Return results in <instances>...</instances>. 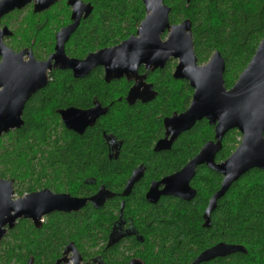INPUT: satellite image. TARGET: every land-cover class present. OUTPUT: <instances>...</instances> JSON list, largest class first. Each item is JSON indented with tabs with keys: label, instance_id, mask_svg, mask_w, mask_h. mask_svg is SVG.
<instances>
[{
	"label": "trees",
	"instance_id": "1",
	"mask_svg": "<svg viewBox=\"0 0 264 264\" xmlns=\"http://www.w3.org/2000/svg\"><path fill=\"white\" fill-rule=\"evenodd\" d=\"M170 21L192 22L199 64L219 51L225 59V85L233 86L264 38V0H164ZM143 0H96L92 16L71 39L72 53L112 46L134 34L145 16ZM175 62L150 73L158 91L146 104L128 105L129 83H106L96 69L83 78L54 71L53 80L26 104L24 125L0 138V178L13 179L19 195L48 188L54 192L90 196L99 185L121 192L132 171L146 167L129 196L119 195L102 207L88 204L73 213H53L41 228L21 219L0 243V264H55L65 246L75 241L84 256L101 254L106 264H189L203 250L219 243L240 244L237 252L201 264H264V172L254 168L234 182L204 227V212L223 176L206 165L197 168L191 185L196 196L185 201L167 196L152 204L145 198L151 181L180 170L209 140L214 126L206 119L178 137L169 150L154 151L163 136L162 120L190 105L193 89L173 78ZM108 107L82 134L65 128L60 111L69 106ZM109 137L122 141L117 158L109 156ZM232 129L223 138L216 161L228 158L240 144ZM94 182V183H93ZM121 200L131 235L108 246ZM125 221V222H126ZM134 233V234H133ZM81 244V245H79Z\"/></svg>",
	"mask_w": 264,
	"mask_h": 264
},
{
	"label": "water",
	"instance_id": "2",
	"mask_svg": "<svg viewBox=\"0 0 264 264\" xmlns=\"http://www.w3.org/2000/svg\"><path fill=\"white\" fill-rule=\"evenodd\" d=\"M30 1L2 0L0 17ZM54 1L36 0V11L48 8ZM70 3L74 7L75 22L58 34L56 53L49 60L36 61L30 53V59L25 61L26 51L14 54L5 47L0 48L3 56L0 63V138L23 127L27 102L48 84V72L53 69H70L75 77H84L93 68L102 66L106 82L123 77L135 81L127 97L129 104H134L137 101H151L156 95L152 84L146 83L148 73L164 68L172 59L178 60L173 76L175 79L187 80L194 93L190 106L184 112L174 113L164 119L165 137L156 143L155 151L170 149L181 134L203 119L215 127V136L181 170L152 182L146 198L152 204L157 203L162 196L192 200L197 194L191 185L197 167L206 165L223 176L220 188L210 198L203 215L204 227H210L211 215L218 201L232 184L251 169L264 170V38L237 81L227 88L224 79L226 64L222 54L216 51L206 63L199 64L194 49L192 22L186 19L171 24V8L164 0H143L145 18L136 33L119 44L90 53L84 60L69 58L64 45L79 25L81 16L84 13L88 16L92 11L89 4L85 5L79 0H71ZM141 66L146 71L143 75L139 74ZM105 111L101 106L88 110L70 107L61 110L60 115L67 128L83 133ZM232 129L240 132L241 142L228 158L217 162L216 155L222 149L223 138ZM143 173L144 167L133 172L123 196L130 193ZM114 195L104 187L90 198L73 197L45 188L14 198V181L0 178V243L18 220L29 219L35 227L40 228L43 218L49 214L78 211L88 202L99 208ZM71 251V264H82V257L74 244L66 247L64 255ZM237 252L246 253L247 249L240 244L219 242L202 251L189 264H201ZM65 257L60 261L67 262ZM129 264L142 262L133 259Z\"/></svg>",
	"mask_w": 264,
	"mask_h": 264
},
{
	"label": "flooded vegetation",
	"instance_id": "3",
	"mask_svg": "<svg viewBox=\"0 0 264 264\" xmlns=\"http://www.w3.org/2000/svg\"><path fill=\"white\" fill-rule=\"evenodd\" d=\"M2 0H0L1 2ZM81 1L83 4L85 5H90L92 7V11L91 13L88 15V16H85V13L81 16L80 18V22H79V25L77 26L76 30L71 34L70 38L68 39V41L65 43L64 45V48H65V54L71 58V59H78V60H84L90 53H94V52H97L103 48H107V47H112V46H115V45H112V46H106V47H100V48H97L95 50H88L87 53L83 56H76V55H73L71 54L72 53V43L70 42L73 35L75 34V32L84 24L85 21H87L93 14L94 10H95V3H96V0H79ZM71 0H55L48 8L44 9V10H41V11H36V0H32L30 1L29 3H27L26 5H24L23 7L21 8H14L12 9L11 11L5 13L4 15H2L0 17V34H1V39H0V48L1 47H5V49H7L8 51L11 50L14 54H19L23 51H26L27 53L25 54L24 56V60L25 61H28L30 59L29 57V54L31 53L32 56L34 57V59L36 61H47L50 59V57L56 53V47H57V44H58V34L63 30L65 29L66 27H68L69 25L73 24L75 22V20L73 19V12H74V7L72 6V4L70 3ZM166 4V3H165ZM146 11V10H145ZM146 15V13H145ZM145 18V16H144ZM143 18V19H144ZM142 19V20H143ZM171 22V21H170ZM141 23V22H140ZM172 24V23H171ZM177 24V23H176ZM139 27V26H138ZM138 29V28H137ZM137 31V30H136ZM136 33V32H135ZM134 33V34H135ZM133 35V34H131ZM130 35V36H131ZM166 35V34H165ZM164 35V36H165ZM128 36V37H130ZM127 37V38H128ZM126 38V39H127ZM125 40V39H124ZM123 41V40H122ZM3 60V56L0 54V63L2 62ZM170 61H177L178 60H170ZM177 62L174 66V70H173V74H174V71H175V67L177 65ZM54 63V61H53ZM167 65V64H166ZM96 69H100L101 71H98L99 75L101 76V78L104 79L105 81V71H104V68L102 66H97L95 68H93L86 76H88L89 74H91L93 71H95ZM163 69V68H162ZM160 69H157L153 72H156ZM54 71H69L71 73V76L73 78H83V77H75L74 76V73L72 70L70 69H60V68H57V69H53L52 71L48 72V75H49V82H52L53 80V77H52V74ZM145 68L144 66H141L139 68V74L140 75H143L145 73ZM153 72H149L148 75H147V79H146V83L148 84H152L153 86V91L156 92V95L155 97L151 100L153 101L156 96L158 95V91L155 89L154 87V84L149 80V75L150 73H153ZM84 76V77H86ZM174 78V76H173ZM175 79V78H174ZM125 81V82H128L130 85H129V88L127 89V92H126V96H125V100L127 102L128 105L132 106V105H136L138 103H141V104H146L148 102H151V101H148L146 103H143L141 101H137L136 103L134 104H129L128 102V94L131 90V88L134 86L135 84V81L133 80H128L126 77H123L121 79H113L112 81ZM177 80H183V79H177ZM110 81V82H112ZM187 81V80H186ZM106 82V81H105ZM110 82H106V83H110ZM188 82V81H187ZM189 83V82H188ZM47 84V85H48ZM46 85V86H47ZM190 85V84H189ZM45 86V87H46ZM44 87V88H45ZM192 88V87H191ZM193 89V88H192ZM42 90V89H41ZM40 91V90H39ZM39 91H37L35 94H37ZM193 93H194V90H193ZM34 94V95H35ZM33 95V96H34ZM32 96V97H33ZM193 96V95H192ZM31 97V98H32ZM97 99L95 98L93 101L94 103H96L94 106L90 107V108H87V109H82V110H88V109H91V108H94L96 106H101L102 108H104L106 111L103 115H105L108 111V107H105L101 104H98L96 101ZM192 100V99H191ZM28 103V102H27ZM191 103V102H190ZM190 106V105H189ZM188 106V107H189ZM70 107H74V106H69L67 108H70ZM26 108V106H25ZM67 108H64V109H67ZM74 108H77V107H74ZM78 109H81V108H78ZM25 110V109H24ZM185 111V110H184ZM182 111V112H184ZM182 112H173L171 115L169 116H166V117H170L172 116L174 113H182ZM24 115V114H23ZM101 115V116H103ZM100 116V117H101ZM61 117V115H60ZM99 117V118H100ZM165 117V118H166ZM98 118V119H99ZM162 120V125H163V136L160 137L155 143H154V151H155V145L156 143L163 139L165 137V127H164V119ZM97 119V120H98ZM62 120V118H61ZM96 120V121H97ZM95 121V122H96ZM63 122V121H62ZM94 122V123H95ZM93 123V124H94ZM64 124V123H63ZM93 124H91L90 126H92ZM65 126V124H64ZM65 128H67L65 126ZM88 128V127H87ZM86 128V129H87ZM69 129V128H67ZM71 130V129H69ZM191 130V129H190ZM73 131V130H72ZM214 131H215V127H214ZM75 132V131H74ZM187 132V131H186ZM77 133V132H76ZM79 134H82V133H79ZM182 135V134H181ZM180 135V136H181ZM215 136V135H214ZM178 139V138H177ZM176 139V140H177ZM175 140V142H176ZM214 140V139H213ZM210 141V140H209ZM174 142V143H175ZM173 143V145H174ZM172 145V146H173ZM109 156L111 158H117L118 154H119V151H120V148L122 146V141H118L117 139H115L114 137H109ZM222 147H223V141H222ZM172 148V147H171ZM170 148V149H171ZM169 150V149H168ZM161 151H164V150H161ZM158 152V151H156ZM199 153V152H198ZM197 153V154H198ZM196 154V155H197ZM195 155V156H196ZM217 156V155H216ZM191 160V159H190ZM189 160V161H190ZM225 160V159H224ZM188 161V162H189ZM223 161V160H222ZM187 162V163H188ZM221 162V161H219ZM139 167H144V173L142 175V177L134 184L133 188L131 189L130 193L132 192V190L134 189L135 185L143 178L144 174H145V171H146V167L144 165H139L137 168ZM184 167V166H183ZM182 167V168H183ZM199 167V166H198ZM197 167V168H198ZM135 168L130 177L127 179V182L125 184V186L123 187V190L121 192H114L110 189V191H112L115 195H119V197H127L130 195V193L127 195V196H123V192L125 191L126 187H127V184L129 182V180L131 179L132 177V174L133 172L137 169ZM181 168V169H182ZM180 169V170H181ZM259 169V168H258ZM262 170V169H260ZM179 171V170H178ZM264 172V170H262ZM177 172V171H176ZM175 173V172H174ZM173 174V173H172ZM171 175V174H169ZM169 175H166V176H169ZM164 176V177H166ZM164 177L160 178V179H157V180H153L150 182L149 186H148V189L146 190L145 192V198H146V194L148 193L149 189H150V186L152 184V182L154 181H160L161 179H163ZM14 181V180H13ZM94 183V182H93ZM102 187L106 188L105 185H99L97 191L90 195V196H76V195H72L70 193H67V192H55V193H66V194H70L71 196L73 197H80V198H90L92 196H94ZM193 187V186H192ZM45 189V188H43ZM107 189V188H106ZM14 190H15V196L14 198H18L19 197V194L17 193L16 191V185H15V181H14ZM42 190V189H40ZM39 191V190H37ZM52 191V190H51ZM34 192V191H33ZM54 192V191H53ZM30 193V192H29ZM26 194V193H25ZM23 196V195H21ZM163 197H167V196H162L160 199H162ZM113 198V197H112ZM111 198V199H112ZM159 199V200H160ZM110 200V199H108ZM107 200V201H108ZM147 200V198H146ZM106 201V202H107ZM148 201V200H147ZM105 202V203H106ZM88 204H91V206H93L94 208H96L92 203L88 202ZM86 205V206H87ZM124 205H125V201L121 200V208L119 210V216L117 218V221L113 224L112 226V233L110 234V240L109 242L107 243L108 246L110 245H113L115 243H119L121 242L122 240H124L126 238V236H130L132 233H131V229L132 228V225H131V221L128 222V221H124L123 217H122V214L121 212L123 211V208H124ZM85 206V207H86ZM83 207V208H85ZM83 208H81L80 210H82ZM100 208V207H99ZM97 209V208H96ZM78 210V211H80ZM78 211H72V212H54V213H73V212H78ZM53 214V213H52ZM51 215V214H49ZM47 215L46 217L43 218V224L45 223L47 217L49 216ZM29 220V219H28ZM31 221V220H30ZM19 222V220L17 221V223ZM32 222V221H31ZM16 223V224H17ZM33 223V222H32ZM34 225V224H33ZM16 226V225H15ZM35 226V225H34ZM43 226V225H42ZM37 228V227H36ZM41 228V227H40ZM12 230V229H9L8 232ZM7 232V234H8ZM126 232H128V235H126ZM6 234V236H7ZM134 234V233H133ZM5 236V237H6ZM70 244H74L75 248L77 249V251L80 253L81 257H82V261L81 263L82 264H106L104 262V259L102 257L101 254L99 255H96V256H93V257H87V256H84L82 251L79 249L78 247V244L75 242V241H71L69 242L65 248H64V251L61 255L60 258H58L56 261H55V264H71L73 263L72 261V257H73V252L71 251L68 255H64V252H65V249L68 245ZM81 245V244H79ZM204 251V250H203ZM200 254V253H199ZM198 254V255H199ZM197 255V256H198ZM64 256H66L65 258L67 259V262L66 261H60L64 258ZM196 256V257H197ZM133 259H138V258H132L131 260ZM131 260L129 261V263L131 262ZM140 260V259H138ZM143 264V261L140 260ZM128 263V264H129Z\"/></svg>",
	"mask_w": 264,
	"mask_h": 264
},
{
	"label": "rangeland",
	"instance_id": "4",
	"mask_svg": "<svg viewBox=\"0 0 264 264\" xmlns=\"http://www.w3.org/2000/svg\"><path fill=\"white\" fill-rule=\"evenodd\" d=\"M164 37H166V35H165ZM210 58H211V57H210ZM174 62H175V64H176L177 61H174ZM241 138H242V136H241ZM241 138H240V140H241ZM240 142H241V141H240ZM237 147H238V146H237ZM235 150H236V149H235ZM235 150H234V151H235ZM234 151H233V152H234ZM233 152H232V153H233ZM12 180H13V179H12ZM19 196H21V195H19Z\"/></svg>",
	"mask_w": 264,
	"mask_h": 264
}]
</instances>
